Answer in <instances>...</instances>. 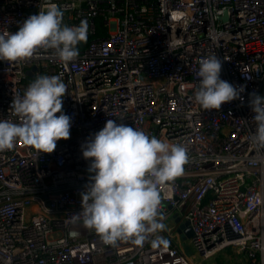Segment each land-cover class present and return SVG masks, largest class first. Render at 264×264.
<instances>
[{
  "label": "built area",
  "instance_id": "2783aa9c",
  "mask_svg": "<svg viewBox=\"0 0 264 264\" xmlns=\"http://www.w3.org/2000/svg\"><path fill=\"white\" fill-rule=\"evenodd\" d=\"M52 3L63 24L86 22L87 39L68 64L43 49L0 61V119L19 123L14 95L59 76L70 138L51 154L22 140L0 152V264H194L228 247L264 264V152L250 142L249 106L250 93L264 96V0H0V34ZM210 56L244 88L219 110L194 101ZM109 119L188 149L183 175L161 189L165 227L141 244L107 245L74 217L89 181L81 146Z\"/></svg>",
  "mask_w": 264,
  "mask_h": 264
},
{
  "label": "clouds",
  "instance_id": "9594fccd",
  "mask_svg": "<svg viewBox=\"0 0 264 264\" xmlns=\"http://www.w3.org/2000/svg\"><path fill=\"white\" fill-rule=\"evenodd\" d=\"M62 18V10L52 3L29 15L15 33L0 34V61L22 62L41 49L51 51L63 64L74 61L78 44L87 39V24L68 26ZM221 71L218 56L200 62L194 101L204 110H219L241 98L244 88L221 79ZM66 92L59 76L43 75L33 80L23 96L14 95L10 108L19 123L0 119V152L12 150L22 140L37 155L51 154L58 141L69 139L71 117L63 112ZM249 106L256 124L250 142L264 152V96L250 93ZM81 149L89 161V181L80 192L81 211L74 217L84 227L112 246L121 241L141 244L164 229L161 189L183 175L189 162L185 146L109 119Z\"/></svg>",
  "mask_w": 264,
  "mask_h": 264
},
{
  "label": "crops",
  "instance_id": "0c3cea01",
  "mask_svg": "<svg viewBox=\"0 0 264 264\" xmlns=\"http://www.w3.org/2000/svg\"><path fill=\"white\" fill-rule=\"evenodd\" d=\"M196 264H200V262ZM201 264H247V260L243 253L228 247L215 254L209 260H203Z\"/></svg>",
  "mask_w": 264,
  "mask_h": 264
},
{
  "label": "water",
  "instance_id": "95a60500",
  "mask_svg": "<svg viewBox=\"0 0 264 264\" xmlns=\"http://www.w3.org/2000/svg\"><path fill=\"white\" fill-rule=\"evenodd\" d=\"M28 73H31L30 71H27ZM174 217H175V221H178L179 220V217L177 216V214L175 213L174 214ZM183 229V232L184 234L182 235V239L183 240H186L187 238L191 237L192 235V230L191 228L189 227V224L188 222H185V223H181L178 227V231H181ZM185 249L188 251V252H191V250L189 249V247L186 245L185 243Z\"/></svg>",
  "mask_w": 264,
  "mask_h": 264
},
{
  "label": "rangeland",
  "instance_id": "374dc122",
  "mask_svg": "<svg viewBox=\"0 0 264 264\" xmlns=\"http://www.w3.org/2000/svg\"><path fill=\"white\" fill-rule=\"evenodd\" d=\"M202 261L203 260H201L199 257H196V258H194L193 263L196 264V263L200 262V264H201Z\"/></svg>",
  "mask_w": 264,
  "mask_h": 264
}]
</instances>
